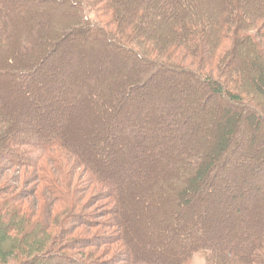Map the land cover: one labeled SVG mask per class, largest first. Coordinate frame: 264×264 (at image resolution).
<instances>
[{
    "label": "trees",
    "instance_id": "obj_1",
    "mask_svg": "<svg viewBox=\"0 0 264 264\" xmlns=\"http://www.w3.org/2000/svg\"><path fill=\"white\" fill-rule=\"evenodd\" d=\"M4 1L9 5V12L6 14L8 24H5L3 17L0 18V264H188L196 254H202L206 264H264V211L258 212L253 219L255 228L245 236V241L213 240L210 238L211 231L200 223L201 213H196L193 220L182 216V211L192 208L194 199L197 201L204 195L215 196L217 193L214 187L218 182L226 184L229 180L230 184L228 173L222 172L227 167L236 165L243 168L252 165V174L245 176L242 183L239 181L241 187H246L248 182L256 181L260 177L264 178V154L260 156L264 153V138H258L260 135L264 136V10H260L259 6L254 8L252 14L255 18L251 19L246 10L248 0H221L220 8L214 12H211L213 4L206 3L205 0H139L132 6V19L127 21L128 18L119 15L118 23L115 21L117 28L111 30L108 24L114 23L113 16L120 10L114 0ZM123 1L124 6L129 2ZM64 2H67L66 7L62 9L71 12L73 20L66 23L52 21L49 16L59 11L44 3L58 5ZM0 6L3 7L2 3ZM111 14V20L103 19L105 15L110 17ZM28 15L39 16V27L29 21ZM161 17L176 22L172 25L173 38H176L170 45L185 49L195 61L194 67L181 63L177 66L167 64L158 57L140 53L139 45L144 42L155 44L149 47L158 49L156 46L161 43L160 40L152 38L153 34L147 31L143 33V28L147 29L152 20L159 22L163 19ZM42 22H46V25ZM43 27L47 29V32H43L47 33L46 39L39 37L36 32ZM207 27L213 29V35H209ZM80 31L88 32L91 39H102L111 43L117 51L123 52L126 60L132 56L155 69L145 73L137 84L129 80L130 75L127 73L123 77L117 73V77L111 79L112 75L108 71L107 75H96L89 81L95 89L94 92H89L88 81L81 89L69 86L71 100L74 98L72 102L75 105L82 98H91L94 104L91 106L96 110L92 112L94 118L100 119L101 111H124L125 101L130 103L134 100L141 110L152 109V98H155L156 89L165 85H160L156 80V74H159L157 69L189 74L196 82L192 84H197L199 89L207 88L209 96L226 104V110L220 111L214 118L211 115L213 123L201 131L203 134L206 130L210 131L203 137L204 145L206 142L209 144V153L203 151L199 162L191 161L192 158L199 157L198 143L192 141L191 148H194V152L191 157L188 156V163L196 166L190 179L182 178L183 182L189 180L187 186L181 187L178 184L177 188L182 189L175 193L177 207L181 210L175 217L176 222L180 221L174 226L169 224L165 229L170 236L165 245L153 250L156 254L154 258L149 256L152 253L149 247L146 252L149 258H146L137 248L127 245L128 238L132 235V225L126 223L125 218L128 215L133 217L136 212L126 209L125 201L130 198L138 203L145 202L147 216L158 211V207L161 209L163 202L171 201L170 199L171 202L174 201V198L164 196V192H157L155 189L167 191L176 184L178 179L171 177V174L177 170L176 165L182 164L181 159L187 157L184 149L181 153L176 151L173 157L169 158L167 155L172 137H176L183 147L191 140L184 133L189 129L188 125L181 118L182 112L188 110L182 108L186 106V97H160L157 101V115L163 118L160 124L152 123L156 117L145 112L143 128L136 125L139 121H130L126 127H120L123 130L118 128L114 131H99V136L110 139L109 146L116 144L117 150L124 156H132L133 147L136 145L124 144L121 131H125L128 138L141 142L140 147L149 149L147 160L144 158L146 164L151 161L147 165V173L143 172L145 170H138L140 173L136 174L137 165L132 162L121 167L122 170L130 171L124 177L127 182L138 177L147 178L141 172L153 178L154 171L159 175V178H154L155 183L147 186L146 197L128 193L121 176L111 177L109 171L112 168L107 169L104 163L111 149L108 146L103 154L96 153L104 146V142L96 143L98 148L93 143H90V148H80L71 139L63 136L62 125L55 129L48 126L44 119L31 121L25 116L12 115L8 111L11 105L16 104L12 101L13 97H5V88L12 85L19 90L29 82L34 84L29 71L40 69L43 61L57 52L64 39H71ZM244 31L247 32L243 33ZM49 34L56 36L55 39L51 40ZM173 38L169 40L172 41ZM225 40H231L242 54L233 47L232 51L225 50V56H219ZM32 59L37 63L34 68H30ZM160 80L164 81L165 77L161 76ZM147 86L150 87L145 92L137 93V97L131 99L133 91ZM114 88L119 89L115 92L120 94L122 101H116L112 97L111 90ZM205 99L201 102L202 106ZM113 104L116 107L112 109ZM138 110L135 116L138 115ZM197 112L201 110L190 109L189 115L196 116ZM73 158L78 165H71ZM47 161L53 165H47ZM98 161H102L104 165H97ZM4 163L6 166L3 167ZM160 163L164 164L157 165L155 170V164ZM77 167L86 172L87 178L85 182L79 181L75 184ZM19 168L31 171L26 187L20 188L19 184H13L6 179L9 172L18 171ZM21 170L18 173L20 176ZM82 183L87 185L83 191L79 187ZM91 184L94 187L102 184L104 190H98L97 195L94 192L88 198ZM259 188L263 190L264 184ZM102 197L112 200V207L103 211L113 217L106 219L99 214L101 211L91 209L97 199ZM240 197L242 193L233 195L235 200ZM154 207L156 210L152 211ZM262 209L264 210V201ZM97 226L99 232L91 235L88 230ZM150 226H155V223L151 222ZM80 228L84 230L77 234L76 231ZM124 242L127 247H123ZM118 243L121 246L115 249L114 244ZM105 244L114 246L102 251L99 257H92Z\"/></svg>",
    "mask_w": 264,
    "mask_h": 264
},
{
    "label": "rangeland",
    "instance_id": "obj_2",
    "mask_svg": "<svg viewBox=\"0 0 264 264\" xmlns=\"http://www.w3.org/2000/svg\"><path fill=\"white\" fill-rule=\"evenodd\" d=\"M139 2V0H129V2H126L125 6L123 5L121 0H114L116 6L120 9L117 10V13L115 12V16H113L115 19L113 20V24L109 23L108 26L111 30L117 28V24H115V21L117 22V17L119 15H123L125 18H128V20L132 19L131 13H132V6H134L135 2ZM159 2V0H153ZM206 3L213 4V10L211 12L218 10L220 8L221 0H205ZM0 3H2L3 7L0 6L1 11V17H3L5 24H8V19L6 18V14L9 12L7 11V8L9 7L8 4L5 3L4 0H0ZM66 3L56 4V5H48L47 3H44L49 8H53L56 11H59L58 13H55L53 16H49L52 21H56L58 23H66V21L73 20V15L71 12H68L62 8L66 7ZM148 6V5H147ZM257 6H259L260 10H264V0H248V9H246L249 14V16L252 18H255L253 16L254 8L256 9ZM6 9V10H3ZM54 10V11H55ZM29 21H33L35 24H37V27H39L38 18L39 16L33 17V15H28ZM49 18V19H50ZM105 18V21L111 20V16L103 17ZM163 17H161L162 19ZM51 22V21H50ZM146 22V21H145ZM179 21H177L178 23ZM44 25H46V22H42ZM118 23V22H117ZM176 22L170 21V19L163 18L162 20H159V22L151 21V25L147 26L146 28H143V33L146 31L149 32V34H153L155 39L160 40V44L157 43L158 49H153L152 47H149V45L154 46L155 44L144 42L139 45V51L140 53H145L148 55H152L153 57H158V59L164 63L171 64L177 66V64L181 63L186 66H195V61L188 55V53L185 51V49H180L179 46L170 45L171 42L175 41L173 38L174 34L172 33V25ZM169 24L171 26H169ZM200 26V25H199ZM78 27V26H77ZM202 29V28H201ZM200 29V30H201ZM207 32L209 31V35H213V29L212 28H206ZM205 30V31H206ZM44 31L47 32V29L45 27L41 28V30H37L36 32L39 33V37H44L45 39L48 38L47 33H43ZM199 31V29H198ZM204 31V29H203ZM247 31H244L243 33H246ZM199 33V32H197ZM22 32L20 33V35ZM198 35V34H197ZM74 37L71 39H64L65 44H63L64 41H62V44H60L59 49L55 54L50 55L47 59L43 61L41 64L40 69H37L35 71H29L30 74L33 76V79L35 83L29 82V84L25 87H21L19 90L14 89L12 85L5 88L6 94L5 97L12 98V101L15 102L16 105H11V108H8V111L12 115L17 116H25L26 118L30 119L31 121H38V119L46 120L47 125L50 127H54L57 129L62 125L61 132L64 137L71 139L73 141V144L78 147H89L90 143H93L96 145V143L102 144L104 142V146L102 148H99L101 150H97L96 153L103 154L105 150H107V147L110 145V139H108L106 136L104 137L99 136V131L107 130L114 131L115 129H121L122 127H126L130 121H139V124H136L138 126H145V123L143 119L145 118V112L150 113L151 115L155 116L156 118L153 120L152 123L154 124H160L163 121V118H159L157 115L158 110V100L161 99V96L167 97L171 95V97L181 98L186 97L185 102L186 106H183L182 108L188 109L187 111H183L182 115V121H185V123L188 125V130L184 132L186 135H188L191 140L188 144H185L184 147L181 146L179 143V140L176 137H172V139L169 141L170 143V150L168 151L169 158L173 157L176 151H179L178 153H181V150L183 149L186 151L185 155L187 156L185 159H181L182 164L176 165L174 174H171V177L178 179L176 184H173L167 191H162L159 189H155L157 192H164V196H168L171 198H174V201L170 199L171 201L163 202L162 208L158 207V211H156L154 214L149 213L148 216L145 214V202H135L132 201L130 198L125 201V207L126 209H133L136 214L131 216H126L125 220L126 223L128 222L132 227L130 228V231L132 232L131 237L128 238V244L132 245V247H135L138 249L140 253H142V256H146V258L149 254H147L148 247L151 248V256L152 258L155 257V251L158 247H162L166 244V240L168 239V230L165 231V229L168 228L169 224H173V226L177 223H179L180 220H177L175 215L180 214V209L177 207V197L175 196L176 192H179L181 187H186L188 184V181L184 180L182 178L190 177L193 174V169L196 165H190L188 163V160L193 155L194 148H191V145L193 147V142L198 143V158H192V162L196 161L199 162V159L204 151V153H209V144L208 142L204 145V136L206 134H209L210 131L206 130V133L203 134L201 131L203 129H207V125L212 124L213 120L211 118H214L218 114H220V111L226 110L225 105L218 100L216 97L209 96V93H207V88H201L197 87V84H192V82H195V79H192L189 74L183 75V73H176L172 70H163V69H157L159 71V74H156V80L160 82V85L165 84L162 88L156 89L155 98H152L153 101V110L143 108L141 110L140 107H137V105L134 103V100L132 102L128 103L125 101L124 103V111L121 112H114V113H108V112H100L101 118H94L92 112H96V110L93 109L91 105H94L91 98L86 97L85 99L82 98L79 102H77V105H75L71 100V91L69 90V86H76L78 88L85 87L87 85L86 81L91 82L92 77L101 76V74L104 73V75H107L106 73L109 71L112 75L111 79H114L117 73L120 77H123L126 73L130 75L129 80H131L134 84L140 83L143 75L145 73H148L149 70L152 71V69L155 71L154 67L147 65L143 62H141L139 59H135V57H130L126 60L123 56L122 51H117L116 47H113L111 43H106L104 40L99 39H91V36H89L88 32L80 31L73 35ZM56 36L49 34V38L51 40H54ZM170 38H173V40H169ZM60 40V39H59ZM58 40V41H59ZM195 41V40H194ZM158 42V41H157ZM154 43V42H153ZM49 44L46 45L48 48ZM194 46L197 47V44H194ZM223 48L219 52V56L226 55L227 50L229 51L233 49L234 44L231 42V40H225L224 44L222 46ZM248 49V47H246ZM172 52H171V51ZM226 50V52H225ZM234 50H237V47H234ZM240 54L242 52L240 50H237ZM248 52L249 50H245ZM31 60V59H30ZM37 60V59H36ZM126 60V61H125ZM194 61V62H193ZM197 63V62H196ZM37 63H35V60L32 59L30 68H34ZM136 75V76H135ZM164 76L165 80H160V77ZM117 77V76H116ZM121 80V79H120ZM124 80V79H123ZM153 82V81H152ZM154 83V82H153ZM196 83V82H195ZM86 84V85H85ZM192 84V85H191ZM92 83H89L87 85V88L89 89V92H94L95 89L92 88ZM12 87V88H11ZM119 87V86H118ZM117 87V88H118ZM150 86H147L143 89H138L136 91H133L131 93V99H135L138 94L145 92ZM152 87V86H151ZM11 88V89H10ZM114 88V90H111L112 97L114 96L116 101H122L120 100L119 93L115 92L119 91V89ZM81 89V88H80ZM138 93V94H137ZM204 106H202L201 102L204 101ZM175 101V98L173 102ZM202 106V107H201ZM14 107V109H13ZM115 104L111 106V108H115ZM71 112H68L69 110ZM139 109V110H138ZM190 109H197L196 116H190L189 111ZM219 109V111H218ZM138 110V115L135 116L136 111ZM212 115V117H211ZM103 117V119H102ZM211 117V118H210ZM71 120V121H70ZM181 120V119H180ZM63 124H62V123ZM30 125V124H29ZM121 127V128H120ZM210 129V128H209ZM263 129V128H262ZM123 130V129H121ZM108 133V132H106ZM261 134V133H260ZM259 134V135H260ZM210 136V135H209ZM123 137V138H122ZM121 138L123 140L124 144H130L133 143L136 146L133 147V155L127 156L117 150V145L113 144L112 146H109V149H111L110 152H108V161L105 160L106 168L109 167L112 168L111 171V177L117 178L121 176V179L123 181L122 184L126 188H128V193H131L135 196H145L147 193L148 185H151V183H155L156 181L154 178H159V175H156V172L154 171V178L153 176L149 177L145 175L143 172L147 173V165H150L151 161L146 164L145 160H147L146 156L149 152L148 148H142L141 142H136L132 138H128L125 131H121ZM258 138L263 139L264 136L260 135ZM208 139V138H207ZM164 140V139H163ZM160 141V139H159ZM158 141V142H159ZM211 142V141H210ZM113 142H111L112 144ZM160 143V142H159ZM138 144V145H137ZM161 144V143H160ZM98 144L96 147L98 148ZM90 148V147H89ZM92 148V147H91ZM191 148V149H190ZM178 149V150H177ZM207 149V151H206ZM191 150V151H189ZM95 153V154H96ZM107 153V151H106ZM60 154V152H59ZM58 154V155H59ZM264 153H262L260 156H262ZM123 155V156H122ZM206 156V155H205ZM259 156V158H260ZM145 158V160H144ZM155 158V157H152ZM166 159L167 156H166ZM152 160V159H151ZM132 162L134 165H137L135 168V173L139 175L140 170H145L141 172L145 177L147 178H137L133 179L129 182L128 180L125 181V176H127L130 171H126L125 169L122 170L121 167H125L126 163ZM71 165H78L76 164V161L74 158L72 161H70ZM99 163V164H98ZM96 163L97 165H104L102 161H98ZM47 165H53V163L47 161ZM164 163L155 164L154 169H157V165H163ZM0 165H2V162L0 161ZM6 166L5 163L3 164V167ZM174 166V165H173ZM48 167V166H47ZM175 167V166H174ZM252 165L249 167L243 166H237L232 165L231 167H224L226 170H223L222 172L228 173V178L231 180L230 184H228L229 180L225 183L218 182L216 186L214 187V191L217 193L215 196L210 195H204L201 196L197 201L193 200V205L191 209H187L185 211H182V216L186 219L192 218L194 219V215L196 213H201L200 217V223L204 228H207L209 231H211L210 238L216 241H224V240H246L245 236L249 235L248 233L252 231L255 228V223L253 222V219L256 218V216L264 211L262 209L263 201H264V189L262 190L259 188L262 187L264 184V178L260 177L258 180H254L253 182H248V185L246 187H241V180L247 176L252 174L250 171L252 170ZM49 168V167H48ZM78 168V167H77ZM20 169V168H19ZM104 169V168H103ZM233 169V170H232ZM21 170V169H20ZM20 170H14L12 172H9L6 176L7 180H10L13 184L17 183L20 185V188L23 186H27L29 181L28 177L30 178L31 171L21 170L22 176H20ZM110 170V169H109ZM137 170V171H136ZM139 170V171H138ZM165 171L164 169H162ZM232 170V172H231ZM107 171V170H106ZM75 176V184L79 181H84L87 178V174L84 170H81L78 168L76 171ZM249 173V174H248ZM141 174V175H142ZM168 174V173H167ZM176 174V176H174ZM142 175V176H143ZM241 183H240V182ZM248 181V180H247ZM85 182V181H84ZM86 183H88L86 181ZM86 183L79 184V187L82 189V191L87 187ZM180 185V188H177V185ZM136 185V187H135ZM225 185V186H224ZM104 185L96 184L90 185V194L88 198L95 192H98V190L103 191ZM251 187H254L251 189ZM209 189H207L208 191ZM150 192V191H149ZM239 195L242 193V197L239 199L236 198V200L233 198V195ZM97 195V193H96ZM130 195V194H129ZM125 197V196H124ZM239 197V196H237ZM49 198V197H48ZM112 200L109 201L107 198H101L97 199V202L92 206L91 209H97L101 211L99 213L100 215H104L106 219L108 217H113L105 211L112 207ZM117 203V202H116ZM203 204V205H202ZM31 206V205H30ZM203 207V209H202ZM122 208V206H121ZM156 210L155 207L152 208V211ZM171 211V213H170ZM259 212V213H258ZM165 213V214H164ZM155 215V216H154ZM154 222L155 226H150V223ZM199 222H197L198 224ZM254 227V228H253ZM99 227H95L94 229H90V234L93 235L96 232H99ZM242 229V230H241ZM84 230V228H80L76 231V233H80ZM106 230V228H105ZM241 230V231H240ZM110 231V229H109ZM239 231V232H238ZM87 232V231H85ZM120 234V232L118 233ZM127 235V234H126ZM177 236H179V233H177ZM238 239V240H237ZM127 241V240H126ZM107 245V246H106ZM115 245L116 248H120L121 243H118ZM114 245L111 244H105L104 247H99L96 250V253L92 255V257H99V254L106 250L107 248H110ZM123 247H127L126 243L124 242ZM143 248V249H142ZM127 249V248H124ZM97 253V251H99ZM145 252V253H144ZM109 254V253H108ZM53 263V262H52ZM188 264H206L205 259L202 256V254H196L193 256L192 260Z\"/></svg>",
    "mask_w": 264,
    "mask_h": 264
}]
</instances>
